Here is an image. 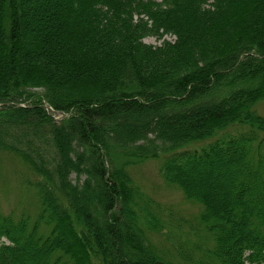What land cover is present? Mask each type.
Returning <instances> with one entry per match:
<instances>
[{
  "label": "trees",
  "instance_id": "obj_1",
  "mask_svg": "<svg viewBox=\"0 0 264 264\" xmlns=\"http://www.w3.org/2000/svg\"><path fill=\"white\" fill-rule=\"evenodd\" d=\"M262 102L264 0H0V152L39 200L0 208V264H264ZM163 152L207 260L148 236L129 167Z\"/></svg>",
  "mask_w": 264,
  "mask_h": 264
},
{
  "label": "rangeland",
  "instance_id": "obj_2",
  "mask_svg": "<svg viewBox=\"0 0 264 264\" xmlns=\"http://www.w3.org/2000/svg\"><path fill=\"white\" fill-rule=\"evenodd\" d=\"M164 39L174 40V37H146L145 41L159 45ZM256 110L264 116V102L259 103ZM235 128L228 130L235 132ZM261 137L263 138L264 134ZM209 142L197 143L191 147L200 149ZM173 154L175 152H163L158 157L129 167L135 183L156 203L151 212L157 217L158 224L148 232V236L163 250L175 253L180 249L181 252L193 255L194 260H207L206 249L211 248L212 243L205 240L204 229L199 223L202 206L187 199L179 187L167 183L161 174L162 167ZM28 175L31 173L21 160L0 152V208L5 214H12L15 218L25 214L32 219L38 215V195L34 187L26 185ZM30 178L32 180L34 176Z\"/></svg>",
  "mask_w": 264,
  "mask_h": 264
}]
</instances>
